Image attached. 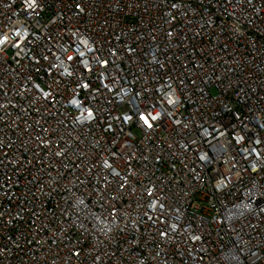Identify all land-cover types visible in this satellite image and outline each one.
Wrapping results in <instances>:
<instances>
[{"label": "built area", "instance_id": "2783aa9c", "mask_svg": "<svg viewBox=\"0 0 264 264\" xmlns=\"http://www.w3.org/2000/svg\"><path fill=\"white\" fill-rule=\"evenodd\" d=\"M0 264H264V0H0Z\"/></svg>", "mask_w": 264, "mask_h": 264}]
</instances>
